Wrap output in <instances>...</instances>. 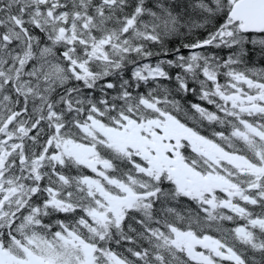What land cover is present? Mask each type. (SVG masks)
Returning <instances> with one entry per match:
<instances>
[{"label": "snow or ice", "instance_id": "snow-or-ice-1", "mask_svg": "<svg viewBox=\"0 0 264 264\" xmlns=\"http://www.w3.org/2000/svg\"><path fill=\"white\" fill-rule=\"evenodd\" d=\"M0 264H264V0H0Z\"/></svg>", "mask_w": 264, "mask_h": 264}]
</instances>
